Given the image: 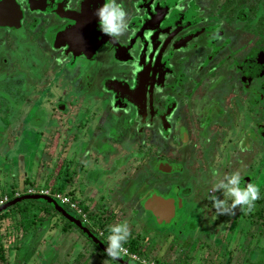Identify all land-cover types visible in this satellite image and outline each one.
I'll use <instances>...</instances> for the list:
<instances>
[{
    "label": "flooded vegetation",
    "instance_id": "obj_1",
    "mask_svg": "<svg viewBox=\"0 0 264 264\" xmlns=\"http://www.w3.org/2000/svg\"><path fill=\"white\" fill-rule=\"evenodd\" d=\"M84 1L12 0L20 12L19 22L15 26L0 25V30L11 32L24 27L30 35L31 45L34 43L35 47L33 52L29 48H26L28 51L23 50L21 66L16 67L14 74H11L14 69L9 68L10 58H0V87L3 86L7 107L12 106L8 111L6 106L5 112L0 111V121L7 116L16 124L18 121L14 118L26 114L27 105H35L38 110L34 116L37 118L33 117L30 121L37 125L45 124L46 128L41 135L43 138H61L63 134L64 139H68V144L63 143L60 148L65 151L69 143L81 137L87 126L95 122L99 109L97 105L100 104L101 95L107 92L108 99L103 100H107L108 105L117 108L116 110L132 109L136 115L128 122L135 126L137 132L130 134L134 142L130 152L134 150L133 157L139 154L140 159L142 156L144 158L142 166H138L135 172L149 167L163 176L160 181L169 180L175 193L173 198L176 213L180 207L178 213L182 215L181 208L186 196H193L194 192L189 183L183 186L179 184V181L187 180L189 170L179 158L188 159V163L191 159L195 163L203 160L207 165V162L212 161L210 156L215 152L230 150L233 153V150L239 148L251 156L259 154L264 148V34H255L245 27L239 32H230V42L228 35L225 37L222 32L220 34L208 31L210 23L207 26L200 23L202 20L198 15L201 10L208 11L206 1H210L212 8L218 9L222 3L219 5L215 0H122L130 13L132 30L130 34L121 37L119 42H114L100 31L99 20L95 15L96 9L105 0H93L88 7H92L89 13L95 17V23L93 34L89 37L92 39L96 35V40L102 42L89 54H75L69 50L68 44L60 43V36L73 26L74 22L69 16L80 12ZM178 5L182 6L183 11L177 10ZM228 8L230 7H226ZM86 28L91 29L88 26ZM246 32L251 36H244ZM83 34L84 29L82 36ZM89 43L88 40L86 48H89ZM57 57L63 62L58 63ZM67 71L70 74H66ZM7 75H10L9 80ZM218 78L225 81L220 87L221 104L217 98L203 97L201 106L197 108V97L209 83H215ZM59 86L60 94L52 92L53 88L58 89ZM137 86L139 89L143 88L141 103L130 96ZM158 87L163 91L157 92ZM86 89H92L87 96ZM92 95L94 96L88 98ZM43 100L50 108L42 113L39 104ZM215 106L219 110L212 114ZM19 109L21 112H17ZM16 112L17 115H14ZM189 116L194 117L189 119ZM24 122L27 126V121ZM26 131L23 132L25 136ZM163 138H167L169 143L162 144L160 140ZM189 142L194 155L187 154L185 147ZM156 143L160 145L156 146ZM195 143H199V146H195ZM179 149L183 151V156H178ZM198 151L200 157L197 156ZM167 152H173L175 156L168 157ZM65 162H62L61 167L66 182L73 174L78 175L80 170L84 171V162L72 159ZM75 164H79L80 169H75ZM161 164H165L167 168L162 169ZM71 168L73 169L70 173ZM146 171L148 172L147 169ZM169 174L173 175L169 177ZM142 177L146 180L145 175ZM153 178L151 173L147 182ZM147 185L150 187V183ZM141 209L140 207V212ZM143 209L149 218V210ZM133 212L137 213V210ZM184 213L187 218L191 215L185 209ZM21 219L24 221L26 218H15L20 226ZM194 222L197 220L191 221L184 230L195 231ZM80 224L85 229L66 223L58 227L43 258H40L43 250L37 244L41 238L37 234L42 231H35L33 246L30 245V248L36 256L32 258L38 260V264H103L109 259L106 253L108 227H100L101 230L98 231ZM71 228L77 230L74 238L70 236ZM11 234L9 231L8 235ZM191 236L192 233L188 246L182 251H176L172 247L165 255L160 254L159 251L164 249L160 247L157 249L160 255H152L155 258L149 256L145 243L148 238L144 240L141 232H133L125 247L137 257L154 259L161 264H168L166 256L169 253L173 254L174 263L178 261L180 264H191V244L196 241ZM75 242L79 243L77 247L74 246ZM65 243H69V249L60 253V245ZM1 246L4 247L3 243ZM131 247H135V250ZM0 255L3 257L2 253ZM132 260L126 255L119 260H108V264H140L138 260ZM3 263L4 258L0 259V264Z\"/></svg>",
    "mask_w": 264,
    "mask_h": 264
},
{
    "label": "rangeland",
    "instance_id": "obj_2",
    "mask_svg": "<svg viewBox=\"0 0 264 264\" xmlns=\"http://www.w3.org/2000/svg\"><path fill=\"white\" fill-rule=\"evenodd\" d=\"M215 1L220 5L225 0ZM206 2L208 11L201 10L198 16L202 20L200 23L206 26L210 23V26L207 27L208 31L220 34L222 32L225 37L228 35L231 42L230 32H239L245 27H247L246 30L257 29H254L252 21L245 22L239 18L229 17V14H225L223 10V16H220L217 8H212L210 1ZM214 11L216 13H212ZM259 15L262 13L259 12ZM221 17L223 18L220 19ZM219 20L221 21L219 22ZM257 23L262 24L261 20H257ZM202 31L201 28L200 33ZM246 34L247 37L251 36L247 32L244 33V36ZM34 47L35 44L31 45L30 35L27 34L24 27L23 29L19 27L11 30V32L0 30V58L2 56L10 58L8 61H11L9 68L14 69L11 70V74L17 71V66H21L23 50L29 48V51L33 52ZM66 74H70V72L67 71ZM9 77L10 75L6 76L7 80ZM224 82L218 78L215 83H209L196 99L197 108L201 106L203 97L217 98L221 104L219 94H221L220 87L224 85ZM62 85L63 87L66 86ZM60 87L58 89L53 88L52 92L60 94ZM91 90L86 89V96ZM3 94L2 86L0 87L1 112H5L7 107ZM107 95V92L101 95L102 99L97 105L100 110L98 109L96 113L95 122L87 126L81 137L69 143L65 151L60 148L63 143L64 145L68 144V139H64L63 134L61 138H43L41 135L46 128L45 124L37 125L30 121L33 117V119L37 118L34 116L38 110L35 105H27L26 114L14 118L21 123L17 122L13 126L14 129L12 126L3 127L0 125V197L7 195L10 199L16 191L22 192L23 189L29 187L35 188V190L47 189L54 194L48 192V194L43 193L42 195H47L60 207L59 210L58 207L42 198L23 199L10 206H4L0 210V253L3 254L5 260L3 264H38L39 261L32 258L36 255H33V249L30 248V245L33 246V236L37 230L42 231L41 234H37L38 236L41 235L37 244L43 250L40 253V258H43L45 250H47L46 247L51 244L54 231L65 223L69 226L85 229L80 224L83 223L85 226L99 231L101 230L98 227L99 222L110 223L111 225L123 220L129 222L132 234L133 232L137 234L141 232L144 240L146 237L148 238L145 243H147V251L151 258L160 254L166 255L169 248L172 247L176 251L178 249L182 251L188 246V240L192 233L193 239L196 241L191 244L193 246L191 264H264V202L262 203L263 214L260 217H254V210L245 213L239 209H237L235 216H220L217 215L210 198V190L214 182L212 175L214 169L218 170L221 176L239 170L241 175L245 177L246 174L254 171L256 174L254 183L260 187V197L261 195L264 197V148L259 154L255 153L251 156L244 150L240 151L239 148L233 150V153L230 150L228 152H215L210 156L213 159L211 162H207V165L203 160H198L200 158L197 159V163L192 159L188 163V159L179 158L183 161L185 168L189 169L187 180H178L179 184L183 186L189 183L194 193L193 196H186V201L181 208L182 215L178 213V209H180L178 207L172 220L159 223L151 214L149 218L146 217L144 207L139 201L141 202V198L148 194V189L150 195L158 194L165 198L174 199V189H171L173 186L169 180L160 181L159 179H162L163 176L149 167H146L148 172L145 168L135 172L138 166H142V158H144L142 156L140 159L139 154L137 157H133L134 150L130 152L134 145L130 137L136 131L135 126L129 125V123L136 115L132 109L118 108L116 110L117 108L108 105L109 102L103 100L104 98L108 99ZM90 104L93 103L90 102ZM39 105L41 112L50 108V105L46 104L44 100ZM9 108L12 106L9 105L7 111ZM216 110L219 108L213 107L212 114H215ZM17 112H21V110L19 109ZM17 112L14 115H17ZM47 113L49 112L47 111ZM193 117L189 116V119H193ZM126 119L129 120L124 123L123 121ZM25 120L27 126L23 124ZM56 125L58 126L59 122ZM147 125H149L148 122ZM25 130H27L26 136L23 134ZM160 142L162 144L169 143L167 138L161 139ZM113 144L115 148H113ZM159 145L156 143V146ZM196 145L199 146V143H195ZM185 148H187V154H193L190 142L186 144ZM129 152L131 158H129ZM126 153L127 156H125ZM167 155L168 157L175 156L173 152H167ZM178 156H183V151H180ZM197 156L200 157V151L197 152ZM67 159L84 162V171L80 170L78 175L70 176L68 182L65 181L66 177L62 173L63 168L61 167L62 162L67 161ZM200 167L203 169H199ZM72 169H70V173ZM200 172L203 173L200 174ZM151 173L154 178L147 182ZM144 175L146 180H143L142 176ZM172 175L169 174V177ZM244 181L246 182V180ZM148 183H150V187L147 185ZM62 184L65 186L64 189ZM217 195H220L221 199L223 198L222 194L217 193ZM84 205L87 210L83 209ZM140 207L142 212H140ZM184 209L185 212L191 213L188 218L184 215ZM134 210H137V213L133 212ZM19 217L26 218L24 221L22 219L19 221L22 226L18 225L19 223L15 220ZM190 219L191 221L197 220L194 222L196 223L195 231L184 230L191 223ZM9 231L12 232L10 236L8 235ZM70 232L72 233L70 236L73 238L77 234L75 228H71ZM56 236L57 234L55 239ZM6 237H9L10 240ZM57 242L60 243V241ZM2 243L4 247L1 246ZM78 245L79 243L75 242L74 246L77 247ZM160 247H164V249L159 251V254L157 249ZM68 249L69 243H65L60 245L59 250L62 253ZM166 257L168 264L174 263L172 253ZM138 258L150 264L151 261H154V259ZM159 262L155 263L161 264ZM174 264L180 263L177 261Z\"/></svg>",
    "mask_w": 264,
    "mask_h": 264
},
{
    "label": "clouds",
    "instance_id": "obj_3",
    "mask_svg": "<svg viewBox=\"0 0 264 264\" xmlns=\"http://www.w3.org/2000/svg\"><path fill=\"white\" fill-rule=\"evenodd\" d=\"M177 10L183 11L182 6L178 5ZM95 15L99 20L100 31L109 36L114 42H119L121 37L130 34L132 30L130 13L122 0H105V3L96 9ZM57 62L62 63L63 61L60 57H57ZM156 91L162 92L163 89L158 87ZM212 175L214 182L210 190V198L217 215L235 216L237 209L245 213L254 210L256 201L260 199L261 190L259 185L253 182H245L239 170L221 176L219 171L214 169ZM217 193L222 194L223 198L221 199ZM25 195L38 194H21L17 197L12 196L10 199L13 200ZM107 231L106 253L109 257L108 260H119L128 255V249L125 245L132 234L129 222L123 220L111 224L108 226ZM108 260H105L103 264H108Z\"/></svg>",
    "mask_w": 264,
    "mask_h": 264
},
{
    "label": "water",
    "instance_id": "obj_4",
    "mask_svg": "<svg viewBox=\"0 0 264 264\" xmlns=\"http://www.w3.org/2000/svg\"><path fill=\"white\" fill-rule=\"evenodd\" d=\"M32 1V0H28ZM93 0H85L82 4L81 11L72 14L69 16L73 20V26H70L66 31L63 32V35L60 43H66L69 45V50H72L75 54L78 53H86L89 54L92 52L102 40L97 41L96 35L89 37L90 34H93L95 17L90 16L92 7H88L89 4L91 5ZM89 13V14H88ZM97 20L98 17L96 16ZM20 19V12L18 7L12 0H0V25L5 26H15L18 24ZM91 27V29H87L86 27ZM82 29H84V34L82 36ZM89 40V48L87 46V39ZM135 101L141 103V99L143 98V88L139 89V86L135 89V91L130 95ZM141 106V105H139ZM162 169H166L167 166L165 164L160 165ZM166 167V168H165ZM246 177V178H245ZM244 180L248 182V177L245 176ZM46 199L54 206H57V203L54 202L50 197L44 195H25L18 198H15L0 207V210L7 205L15 204L16 202L23 200V199ZM143 198V197H142ZM141 198V199H142ZM144 208L149 210L154 217H156V221L161 223L164 221L172 220L176 214V208L174 204V200L171 198H165L158 194L149 195L146 199L143 200ZM60 210V207H58Z\"/></svg>",
    "mask_w": 264,
    "mask_h": 264
},
{
    "label": "trees",
    "instance_id": "obj_5",
    "mask_svg": "<svg viewBox=\"0 0 264 264\" xmlns=\"http://www.w3.org/2000/svg\"><path fill=\"white\" fill-rule=\"evenodd\" d=\"M223 6V8H221ZM226 7H230L228 9H226ZM222 10L224 11V13L229 14V17H233V18H239V20L245 21V22H249L252 21V23L254 24V29L253 30L250 29L252 32H254L255 34H264V0H225L217 9L218 14H220V16H222ZM216 12V11H214ZM254 12V13H253ZM262 13V15L258 16V13ZM252 18L251 20L249 18ZM257 20H261L262 24L257 23ZM13 121H11L10 118H8L7 116L4 117V119L2 121H0V125H3V127H8V126H13L16 124L12 123ZM36 123V122H34ZM13 124V125H12ZM26 159H28V157H26ZM25 159V160H26ZM75 169H80V165L79 164H75L74 165ZM74 169V171H76ZM255 173L254 171H252L249 174H246V176L248 177V180L250 182H255ZM66 181V180H65ZM64 185L62 184V188L64 189ZM150 195V193L148 192V194L143 197L141 199V203L143 205V200L146 199L148 196ZM174 200V199H173ZM264 202V197L261 195L260 199L255 203V205L257 204V206H255L254 208V217H260L263 214V205L262 203ZM84 210L86 209V206H83ZM149 214L152 215V217L155 219L156 217L153 216V214L150 211H147ZM156 220V219H155ZM253 220V219H252ZM99 226L98 227H104V226H109L110 223H98ZM132 250H135V247H131ZM0 255V259L2 260L4 257H2ZM187 262H182V264H186Z\"/></svg>",
    "mask_w": 264,
    "mask_h": 264
},
{
    "label": "built area",
    "instance_id": "obj_6",
    "mask_svg": "<svg viewBox=\"0 0 264 264\" xmlns=\"http://www.w3.org/2000/svg\"><path fill=\"white\" fill-rule=\"evenodd\" d=\"M25 191V192H23ZM22 192L16 191L15 194L13 195L14 197L20 196L21 194H48V190L47 189H40V190H35V188L29 187L27 189H24ZM50 193V192H49ZM50 194H54V193H50ZM9 200V197L7 195H4L2 197H0V205L6 203ZM129 258L134 259V260H139V258L137 257V255L133 252H129L128 251V255ZM140 264H150L145 260H139ZM151 264H156L154 261H151ZM158 264V263H157Z\"/></svg>",
    "mask_w": 264,
    "mask_h": 264
}]
</instances>
